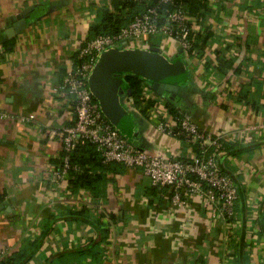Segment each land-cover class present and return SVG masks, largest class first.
<instances>
[{
	"label": "crops",
	"instance_id": "obj_1",
	"mask_svg": "<svg viewBox=\"0 0 264 264\" xmlns=\"http://www.w3.org/2000/svg\"><path fill=\"white\" fill-rule=\"evenodd\" d=\"M208 6L205 15L189 16L194 34L210 35L201 43L204 57L188 53L190 62L183 60L180 42L163 32L140 46L183 60L185 72L175 96L160 95L143 79L141 104L123 102L133 111L129 139L166 159L199 155L200 144L179 126L180 117H189L221 142L217 149L207 140V156L233 176L237 205H246L249 217L218 221L199 195L178 207L168 188L153 187L142 169L123 164L105 170L97 197L56 176L64 151L59 131L75 122L63 78L90 28L105 10L113 11L112 0H0V261L32 251L31 242L43 236L26 264H264L258 219L264 199V0H208ZM21 19L26 26L15 30ZM224 58L234 59L231 69L217 67ZM83 207L93 215H116L113 222L103 218L110 232L100 249L77 250L99 240L94 224L65 215Z\"/></svg>",
	"mask_w": 264,
	"mask_h": 264
},
{
	"label": "built area",
	"instance_id": "obj_2",
	"mask_svg": "<svg viewBox=\"0 0 264 264\" xmlns=\"http://www.w3.org/2000/svg\"><path fill=\"white\" fill-rule=\"evenodd\" d=\"M160 3L174 4L175 0H160ZM160 20L161 12L158 6H153L137 15L118 34L98 35L79 49L76 63L63 78L62 88L72 98L75 122L59 131L66 156L63 157V167L57 169L55 175L68 177L70 154L80 140H87L96 146L104 162L140 168L150 178L152 186L168 188L174 205L186 206L192 195H199L210 204L212 217L227 223L235 219L239 192L233 176L221 170L213 155L207 156V140L217 149L221 147L220 141L205 134L188 118L180 117L179 126L183 134L189 141L200 144L199 155L166 159L161 154L140 149L104 115L89 86L90 75L104 51L110 48H140L146 36L163 32L177 39L188 54L193 43L189 16L180 8H174L167 12L165 22L160 23ZM131 40L140 45L131 46ZM125 101L133 104L131 96ZM159 128L166 131L164 124Z\"/></svg>",
	"mask_w": 264,
	"mask_h": 264
},
{
	"label": "trees",
	"instance_id": "obj_3",
	"mask_svg": "<svg viewBox=\"0 0 264 264\" xmlns=\"http://www.w3.org/2000/svg\"><path fill=\"white\" fill-rule=\"evenodd\" d=\"M112 4L113 11L105 10L99 22L90 28L88 41L98 35L118 34L120 30L129 25L137 15L147 12L148 9L153 6H158L159 11L161 12L160 23L166 21L167 12L174 8H180L188 16H197L205 15L206 12H208L209 7L208 0H175L174 4H163L160 3V0H112ZM209 36V34L202 35L201 33H192L190 38L193 39V43L192 47L188 51L189 56L192 57L194 55H200L204 57L205 51L202 50L201 43L206 42ZM233 66L234 59L231 58H224L220 60L217 65L220 70L231 69ZM124 80L125 82L122 86V91L130 95L134 100V103L138 106L141 104V101L144 100L142 99L144 90L142 83L143 78L137 75L128 74L124 76ZM65 156L66 151H63L61 156L62 160L57 165L59 168L63 167V157ZM69 157L71 167L69 169L68 179L71 188L73 190H79L80 188L88 189L92 191V194L96 197L101 196L103 193V188L100 186H104L107 180L105 177V170L112 167L114 168L115 165L122 164L117 162H104L100 153L97 151L96 146L87 140H80ZM75 165L77 168H75ZM97 169L99 172L97 171L95 174L92 173L91 170L96 171ZM235 211L236 220L240 219V215L243 219H247L249 217L248 214L250 211L246 205L244 206V204L239 209L236 203ZM65 215L71 220H82L83 222H91L94 224L96 232L99 235V240L92 242L88 247L77 249L83 251H91L94 248L100 249L101 242L107 240L110 232V226L103 221L104 217H107L112 222L116 220L115 213L100 212L97 215H93L88 207L69 210ZM258 219L260 232L264 235V199L258 210ZM42 243L43 236L38 240L31 242L32 247H34L32 251L27 252L26 249H22L13 252L6 259L1 260L0 264H26L31 259L34 252L40 248Z\"/></svg>",
	"mask_w": 264,
	"mask_h": 264
},
{
	"label": "water",
	"instance_id": "obj_4",
	"mask_svg": "<svg viewBox=\"0 0 264 264\" xmlns=\"http://www.w3.org/2000/svg\"><path fill=\"white\" fill-rule=\"evenodd\" d=\"M25 26L26 19H21L15 30ZM184 72L185 62L169 59L160 47L110 48L100 55L90 75L89 86L104 115L116 127L126 128L132 122V115L122 102L125 82L122 74L140 76L151 82L152 89L160 95L169 92L175 96L179 90L176 82Z\"/></svg>",
	"mask_w": 264,
	"mask_h": 264
},
{
	"label": "rangeland",
	"instance_id": "obj_5",
	"mask_svg": "<svg viewBox=\"0 0 264 264\" xmlns=\"http://www.w3.org/2000/svg\"><path fill=\"white\" fill-rule=\"evenodd\" d=\"M150 39V36H146V37H144L143 38V40H145V41H148ZM137 41V40H136ZM139 41V40H138ZM148 42H150V41H148ZM130 43H131V46H136V45H140V44H138L137 42H135V41H133V40H131L130 41ZM152 44V43H151ZM164 46V45H163ZM151 47H153V46H151V45H149L148 46V48H151ZM134 48H136V47H134ZM162 49V48H161ZM164 50H165V52H166V49H165V46H164ZM162 51H163V49H162ZM164 53V52H163ZM165 54V53H164ZM166 55V54H165ZM167 56V55H166ZM176 56V55H175ZM175 56H174V58H175ZM168 57V56H167ZM182 59L183 60H185V61H188L189 62V59H188V54H187V52H184L183 51V55H182ZM174 61V60H173ZM129 95L125 92L123 95H122V102H124V103H127L126 101H125V98L126 97H128ZM131 112V115H133V111H130ZM186 118H188L189 120H190V118L189 117H187L186 116ZM191 121V120H190ZM130 126V125H129ZM129 126L128 127H123V128H118L120 131H121V133L125 136V137H127L128 139L129 138H131L132 137V134L133 133H131V131H129L128 130V128H129ZM130 140V139H129Z\"/></svg>",
	"mask_w": 264,
	"mask_h": 264
},
{
	"label": "flooded vegetation",
	"instance_id": "obj_6",
	"mask_svg": "<svg viewBox=\"0 0 264 264\" xmlns=\"http://www.w3.org/2000/svg\"><path fill=\"white\" fill-rule=\"evenodd\" d=\"M125 75V74H122V76Z\"/></svg>",
	"mask_w": 264,
	"mask_h": 264
}]
</instances>
